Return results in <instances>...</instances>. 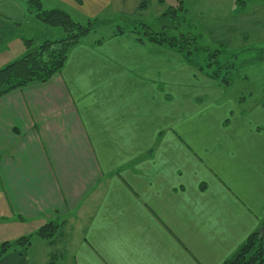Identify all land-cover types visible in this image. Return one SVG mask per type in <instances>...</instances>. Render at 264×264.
Instances as JSON below:
<instances>
[{
    "label": "crops",
    "instance_id": "0c3cea01",
    "mask_svg": "<svg viewBox=\"0 0 264 264\" xmlns=\"http://www.w3.org/2000/svg\"><path fill=\"white\" fill-rule=\"evenodd\" d=\"M40 1L147 24L165 7ZM253 8L196 0L191 22L246 56L264 45V3ZM32 15L25 0H0V69L26 54ZM216 88L178 52L126 31L84 40L50 81L0 97V248L32 236L0 264L228 260L264 225V108L226 107ZM52 222L53 239L36 235Z\"/></svg>",
    "mask_w": 264,
    "mask_h": 264
},
{
    "label": "trees",
    "instance_id": "16d2710c",
    "mask_svg": "<svg viewBox=\"0 0 264 264\" xmlns=\"http://www.w3.org/2000/svg\"><path fill=\"white\" fill-rule=\"evenodd\" d=\"M167 1L159 0V3L166 5ZM170 1L171 4L168 2L169 6L166 11L164 10L152 24H147L140 19L120 16L118 19L122 23L121 25L124 26L126 22H129L133 29L123 30L122 27H118L117 33L123 34L129 31L140 36L142 40L178 52L188 64L227 91L231 80L224 76L231 75L230 70L235 69V65L230 62L221 63L220 58L225 56L236 60L242 53L229 51L222 45L205 47L200 44L197 36L182 33L179 28L184 22H187L185 17L186 0ZM259 3H264V1L260 0L253 6ZM27 5L32 16L50 28L51 36L44 38L41 43L33 44L32 40L26 41L27 53L0 69V97L31 84L46 83L55 75L60 74L71 49L81 44L88 34L98 26L97 19H89L86 24H80L74 21L65 10H45L40 0H28ZM236 8L245 11L250 7L248 1L236 0ZM34 13H36L35 16ZM201 52H206L202 63L198 58ZM225 71L226 73H224ZM57 229L56 223H48L36 235L43 240H51L56 236ZM31 238L32 236H27L12 242H5L0 248V258L9 251L20 248L27 249L31 245ZM223 264H264V225L253 233Z\"/></svg>",
    "mask_w": 264,
    "mask_h": 264
},
{
    "label": "rangeland",
    "instance_id": "374dc122",
    "mask_svg": "<svg viewBox=\"0 0 264 264\" xmlns=\"http://www.w3.org/2000/svg\"><path fill=\"white\" fill-rule=\"evenodd\" d=\"M26 5H27V1ZM196 0H186V18L187 22H184L180 26V31L182 33H190L194 36H198L200 34L199 29L196 27L195 24L191 22L193 18L194 13V3ZM245 1V0H242ZM249 3V9L253 10L252 7L254 4L258 3L260 0H246ZM264 1V0H262ZM171 4V1L168 0L166 2L165 7L162 8H156V12H159V10H165L169 6V3ZM44 9L45 10H54L55 8L53 5H51L49 2H45ZM252 4V5H251ZM240 8V7H239ZM155 9V8H153ZM152 9V10H153ZM66 10H68V13L72 16L73 20L80 24H86L88 22V18L83 16L82 13L78 14V11L74 9H70L66 7ZM154 11V10H153ZM36 13H34L35 16ZM93 20V18H90ZM120 19V18H119ZM117 18L114 21H110L108 18H99L98 26L91 31L88 36L86 37V41L93 42L95 40H99L105 37H108L109 35L113 34L114 32H117L118 27H122L123 30H131L133 29L129 22H126L124 26H122L121 22ZM150 20V19H149ZM111 24V25H106ZM157 25V23L155 22ZM98 28V29H97ZM23 33V39L25 40H32L33 44L36 42L41 43V41H44L43 39L48 38L50 35V28L47 25H43L41 22L37 21L33 16H30V19L28 21V24L25 25V27L21 31ZM201 35V34H200ZM198 40L201 45L207 47L212 46L206 39H202L200 36H198ZM32 44V45H33ZM264 44V43H263ZM216 46V45H213ZM26 50L27 53V47L21 46V50ZM19 51V50H18ZM199 55V61L200 63L203 62L204 57L206 55V52L200 53ZM22 55L21 57H23ZM241 56V57H240ZM239 56V59L233 60L230 57L222 56L220 58L221 63H227V61L230 60V63H233L235 65V69L230 70L231 75H225L224 77L228 78V80H231L230 87L227 89L228 96L230 99L224 100L225 106L228 107L230 102L235 101L238 108L242 109H248L250 110L251 107L255 106H262L264 108V45L260 47H255L252 49L247 50L246 56L242 53ZM20 57V58H21ZM259 63V64H257ZM207 64V63H206ZM226 73V71L224 72ZM218 91H224L223 87L217 83Z\"/></svg>",
    "mask_w": 264,
    "mask_h": 264
}]
</instances>
